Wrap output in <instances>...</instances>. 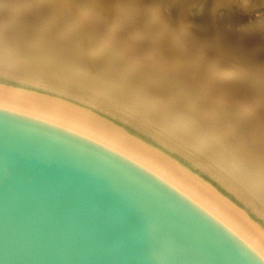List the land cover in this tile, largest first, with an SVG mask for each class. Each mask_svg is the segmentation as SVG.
Segmentation results:
<instances>
[{"label": "bare ground", "instance_id": "obj_1", "mask_svg": "<svg viewBox=\"0 0 264 264\" xmlns=\"http://www.w3.org/2000/svg\"><path fill=\"white\" fill-rule=\"evenodd\" d=\"M166 1L0 0V92L58 104L125 136L264 239V55L244 56L232 34L204 38L202 20L203 38H189L196 0ZM252 2L198 8H229L222 16L238 24L264 12V0Z\"/></svg>", "mask_w": 264, "mask_h": 264}, {"label": "water", "instance_id": "obj_2", "mask_svg": "<svg viewBox=\"0 0 264 264\" xmlns=\"http://www.w3.org/2000/svg\"><path fill=\"white\" fill-rule=\"evenodd\" d=\"M0 264H264V239L125 136L0 92Z\"/></svg>", "mask_w": 264, "mask_h": 264}, {"label": "rangeland", "instance_id": "obj_3", "mask_svg": "<svg viewBox=\"0 0 264 264\" xmlns=\"http://www.w3.org/2000/svg\"><path fill=\"white\" fill-rule=\"evenodd\" d=\"M158 1H161V0H158ZM218 1V0H217ZM200 2V3H199ZM251 2H252V0H251ZM176 3V2H175ZM183 3H184V1L181 3L182 5H183ZM253 3V2H252ZM164 4L165 5H169V3L166 1V0H164ZM177 5H179L178 7H180V4H178L177 3ZM201 0H199V1H197L196 0V2H193L192 4L190 3V11H192L191 12V14H190V16H191V18H193V21H192V19H190L191 21V25L194 27L189 33H188V35H186V36H190V37H192L194 34H195V40L196 39H201V38H203L204 36L206 37V39H208V36L210 35V38H209V40H211L212 42L213 41H215L216 39H218V38H216L217 37V33H221L220 35H218V36H227L228 35V37H230L231 36V34L233 35V36H235V37H232V39H234V38H237V43L239 44V46H236V44H235V46H236V49H237V47H239L238 48V50L241 48V50H240V53H242V52H244V49H245V51L247 52V56L249 57V56H253V54L255 55V54H257L258 53V55H264V12H260V11H257V13L255 12V14L253 13V14H247V16L249 17H247V16H245V18L244 19H242V20H240L241 21V23H248V25L250 24V27H249V30H248V32H250V33H252L251 34V38H253V37H256V38H253V39H256L257 40V38L260 40H258V42H260V43H262V45L259 43V47H258V43L255 45V43H253V42H255L256 40H254V41H251V40H253V39H249L250 38V36H248L247 37V35L245 34L244 36L242 35L243 33H242V31L243 30H245V29H240V27L239 26H241L242 24L240 23V21L238 22V24H237V22L235 21H230L229 19L228 20H226V17H225V13L226 12H228V10L230 11L231 9H229V8H225V9H223V8H220V7H216V6H214L212 9H210L208 12H206L205 10H204V8H198V7H203V5H201ZM167 6L165 7V11H167L166 10V8H167ZM169 8V7H168ZM198 8V10H195V9H197ZM202 10H204L205 12H201ZM221 10H224V11H226L225 13H224V11H221ZM195 11L197 12L196 14H195ZM199 11V12H198ZM200 13H202V14H200ZM220 14V16H219V14ZM222 13L223 14H225V15H223L222 16ZM252 13V12H251ZM262 13V14H261ZM215 14H216V16L217 17H219L218 18V21H217V17L215 16ZM216 17V18H211V17H214V16ZM257 16V17H256ZM208 17H209V19H208ZM221 18L223 19V20H221ZM205 19H206V21H205ZM210 19H212V21L210 20ZM221 20V22H219L220 20ZM249 19V20H248ZM202 20V22H204L205 23V25L207 24V26H201V21ZM215 20L217 21V22H215ZM244 20V21H243ZM223 21V22H222ZM226 21H228V22H226ZM243 21V22H242ZM196 22V23H195ZM209 22H211V23H209ZM215 22V23H214ZM225 22V24L223 25L224 26V32L225 33H227L226 35H225V33L223 32V29H222V32H221V30H219L220 28H218V30L216 29V27H217V25H219V26H221V27H223L222 26V24ZM231 22H232V24H231ZM195 23V24H194ZM209 23V24H208ZM213 23V24H212ZM216 23H217V25H216ZM220 23H221V25H220ZM199 26H197V25ZM200 24V25H199ZM211 24H212V26H211ZM216 26H215V25ZM230 24L231 25H233V24H237V25H239L238 27L237 26H235L236 28H239V30L241 31V32H239V30H235L234 28L235 27H233V26H230ZM241 24V25H240ZM214 25V26H213ZM229 25V26H228ZM245 25V24H244ZM196 26V27H195ZM218 26V27H219ZM225 26H227V27H225ZM205 28V32L202 30V35H203V37H201L202 35H201V28ZM211 27H212V29H211ZM231 27H233V28H231ZM198 29V30H196V29ZM226 28V29H225ZM227 28H228V30H227ZM231 28V29H230ZM241 28H243V27H241ZM216 29V30H215ZM199 33L197 36H199V37H197L196 36V31ZM200 30V31H199ZM207 30V31H206ZM209 30H210V33H209ZM225 30H227V32L225 31ZM234 30V31H233ZM194 31H195V33H194ZM219 31V32H218ZM229 31V32H228ZM192 32V33H191ZM235 34H234V33ZM243 32H245V31H243ZM208 33H209V35H208ZM229 34H230V36H229ZM255 36H254V35ZM201 35V36H200ZM212 35V36H211ZM243 36V38H241L242 36ZM240 36V37H239ZM189 37V38H190ZM204 37V38H205ZM212 37V38H211ZM215 37V38H214ZM230 37V38H231ZM238 38H241V39H238ZM246 38H247V40H246ZM249 39V40H248ZM223 40V39H222ZM240 40H242L243 42H245V41H247V42H245L246 43V45L244 44H242V46H241V43H243V42H240L239 43V41ZM245 40V41H244ZM262 41V42H261ZM234 43V42H233ZM248 43V44H247ZM237 44V45H238ZM207 45L208 46H210V48H212L213 46H211V45H209V43L207 42ZM208 46H207V48H208ZM244 46V47H243ZM247 46V47H246ZM252 46V48H250ZM256 47V48H253V47ZM246 47V48H245ZM249 47V48H248ZM248 49V50H247ZM254 50H256V52H254ZM260 50H261V52H260ZM249 51V52H248ZM246 52H244V54L246 53ZM251 52V53H250ZM253 53V54H252ZM243 54V53H242ZM243 54V55H244ZM249 54V55H248ZM252 54V55H251ZM242 55V56H243ZM246 55V54H245ZM244 55V56H245ZM254 57V56H253ZM253 59V58H252Z\"/></svg>", "mask_w": 264, "mask_h": 264}]
</instances>
